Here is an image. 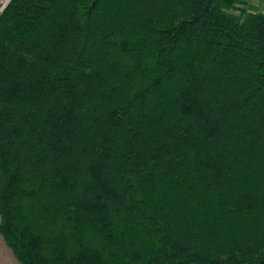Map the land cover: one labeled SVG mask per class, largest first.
<instances>
[{"label":"trees","instance_id":"trees-1","mask_svg":"<svg viewBox=\"0 0 264 264\" xmlns=\"http://www.w3.org/2000/svg\"><path fill=\"white\" fill-rule=\"evenodd\" d=\"M247 0H10L0 237L18 264L264 260V12Z\"/></svg>","mask_w":264,"mask_h":264},{"label":"crops","instance_id":"crops-1","mask_svg":"<svg viewBox=\"0 0 264 264\" xmlns=\"http://www.w3.org/2000/svg\"><path fill=\"white\" fill-rule=\"evenodd\" d=\"M0 264H18L11 250L6 246L0 237Z\"/></svg>","mask_w":264,"mask_h":264},{"label":"rangeland","instance_id":"rangeland-1","mask_svg":"<svg viewBox=\"0 0 264 264\" xmlns=\"http://www.w3.org/2000/svg\"><path fill=\"white\" fill-rule=\"evenodd\" d=\"M5 0H0V13L3 10L2 8L5 7L4 4ZM247 9H257L258 11L264 12V0H247Z\"/></svg>","mask_w":264,"mask_h":264},{"label":"built area","instance_id":"built-area-1","mask_svg":"<svg viewBox=\"0 0 264 264\" xmlns=\"http://www.w3.org/2000/svg\"><path fill=\"white\" fill-rule=\"evenodd\" d=\"M2 1V0H1ZM10 0H5V2H4V4H5V6L8 4V2H9ZM5 8V7H4ZM4 8H2V9H4Z\"/></svg>","mask_w":264,"mask_h":264},{"label":"water","instance_id":"water-1","mask_svg":"<svg viewBox=\"0 0 264 264\" xmlns=\"http://www.w3.org/2000/svg\"><path fill=\"white\" fill-rule=\"evenodd\" d=\"M260 264H264V260L260 262Z\"/></svg>","mask_w":264,"mask_h":264}]
</instances>
